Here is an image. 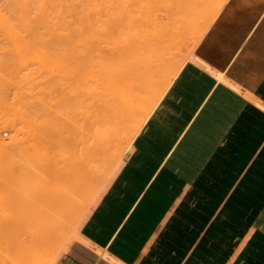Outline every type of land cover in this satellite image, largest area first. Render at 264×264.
I'll return each instance as SVG.
<instances>
[{"label": "bare ground", "instance_id": "bare-ground-1", "mask_svg": "<svg viewBox=\"0 0 264 264\" xmlns=\"http://www.w3.org/2000/svg\"><path fill=\"white\" fill-rule=\"evenodd\" d=\"M1 1L0 36L20 65L41 39L58 40L45 43L55 54L40 64L47 75L39 80L31 70L27 77L0 76V130L14 131L10 143L0 135V151L11 168L16 151L33 159L20 191L0 176L10 207L0 216V264H53L65 220L83 217L185 61L184 51L192 54L227 0H87L83 8L77 7L83 0H43L47 7H38L41 0ZM70 85L81 101L70 114L84 129L79 151L55 107Z\"/></svg>", "mask_w": 264, "mask_h": 264}, {"label": "crops", "instance_id": "crops-1", "mask_svg": "<svg viewBox=\"0 0 264 264\" xmlns=\"http://www.w3.org/2000/svg\"><path fill=\"white\" fill-rule=\"evenodd\" d=\"M231 3L181 65L63 252L79 241L96 264H264L260 0L217 37L212 58L200 55Z\"/></svg>", "mask_w": 264, "mask_h": 264}, {"label": "rangeland", "instance_id": "rangeland-1", "mask_svg": "<svg viewBox=\"0 0 264 264\" xmlns=\"http://www.w3.org/2000/svg\"><path fill=\"white\" fill-rule=\"evenodd\" d=\"M1 1V0H0ZM12 1H14V0H12ZM86 1L87 0H83L82 1V5H86ZM1 3H3V0L1 1ZM227 4V3H226ZM225 4V5H226ZM225 5L223 6V8H222V10H221V12H220V14H219V16L221 15V13H222V11H223V9H224V7H225ZM86 7V6H85ZM124 7V6H123ZM129 7V6H128ZM133 7V8H132ZM131 8L132 9H134V7L135 6H132ZM114 8V7H113ZM112 7H111V9H113ZM110 9V10H111ZM115 9H116V7H115ZM115 9H113V10H115ZM113 10H112V12H113ZM118 11V10H117ZM111 12V11H110ZM117 19V18H116ZM1 30V29H0ZM115 31L113 32V33H116V28L114 29ZM2 33V32H1ZM0 33V34H1ZM51 35V34H50ZM52 36V35H51ZM50 36V37H51ZM0 38H2L1 40H0V45H1V47L3 48L4 47V49H5V52L6 51H9V49H8V47L7 46H5V45H7V42H6V40H4V35L2 34V37L0 36ZM47 38V39H46ZM53 39L55 38V37H52ZM51 38V39H52ZM57 38V37H56ZM56 38L54 39V40H56ZM105 38V36L104 35H102L100 38H99V40H102V39H104ZM46 39V41H44ZM45 39H41V41H40V43L38 42V44H37V47L34 49V51L32 50V53L29 55V56H27V58L25 59V63H24V65L25 64H27L26 66H28V67H26L25 66V68L24 67H22V63H21V65L18 63V62H22V61H20L16 56H15V52H16V49H15V52L13 53V51H14V49L11 51L12 53H13V55L10 53V52H1L2 54H0V55H2L1 57H0V60H1V62H0V64L2 65H0V76L2 77V78H7L6 77V74H7V71H8V74H7V76L9 77V74L11 75H14L13 73H16L15 74V76H17V74H23L24 73V75H25V77H27L28 75H26V74H28V71H30L29 72V74H34V77H36V78H38L37 80H39L40 78H41V76L43 77V76H45V75H47V72L45 71V70H42V68H41V63H43L44 62V60L45 59H48L47 57L48 56H54V54H55V52H54V50H53V47H50L49 46V40H51V39H49V36H47V37H45ZM49 39V40H48ZM51 40V41H54V40ZM57 40H58V38H57ZM44 41V43H42ZM47 41H49L48 42V45H45V43L47 42ZM40 44V45H39ZM47 44V43H46ZM48 47L49 49V51L48 50H46V48L44 49V47ZM198 46V45H197ZM197 46H193V47H191V53L192 54H194V52H195V49L197 48ZM39 47V49H40V52H39V49H37ZM11 48V47H10ZM4 49H3V51H4ZM37 49V50H36ZM43 50L45 51H48L47 52V54H46V51L44 52V54H41V53H43ZM0 51H2L1 49H0ZM37 51V52H36ZM185 52V61L183 62V63H185L187 60H189L190 58H192V54L189 56V54H190V51L189 50H185L184 51ZM7 53H8V55H7ZM17 54V53H16ZM31 55H32V57H31ZM34 55V56H33ZM39 55H40V57H39ZM44 56L43 58L41 57V56ZM11 56L14 58V60H13V58H11ZM15 56V57H14ZM46 57V58H45ZM4 60H2V59ZM5 58V59H4ZM7 58V59H6ZM31 58V59H30ZM32 60V61H31ZM31 61V62H30ZM46 61V60H45ZM15 62V63H14ZM27 62H29V63H27ZM41 64V65H40ZM17 65H19V66H17ZM23 65V66H24ZM32 65V66H31ZM18 68H20V70L18 69ZM32 68V69H31ZM39 68V69H38ZM41 68V69H40ZM17 69L19 70V71H17ZM26 69H28V70H26ZM11 70H13V71H11ZM15 71V72H14ZM25 71H26V73H25ZM5 72V73H4ZM13 72V73H12ZM11 75V76H12ZM23 75V76H24ZM76 83H80V82H76ZM74 84V83H73ZM73 86L74 85H70L69 86V89H68V93H72L73 92ZM31 87H33V88H35L36 90L39 88V85H32ZM34 89V90H35ZM67 93V94H68ZM57 102H56V108H58L57 107ZM20 125V124H19ZM2 134V138H3V140H8V143H10L12 140H13V135H14V131L12 130V129H1L0 130V135ZM11 137H12V139H11ZM10 141V142H9ZM7 143V142H6ZM18 151H16L15 152V155H14V160H15V162H14V167L13 168H11L10 167V165H8V163H7V161H6V158L7 157H5V156H2L3 155V153L0 151V176H1V178H3L4 180H5V185L6 186H9V187H14V188H18L19 189V191H20V188H22L23 186L22 185H24V182H28V179H30V177H27V176H25V175H21V173L23 172V170H24V166H27V165H29L30 164V162L32 163L33 162V159H32V161L29 159V157H21L20 155H19V153H17ZM20 152V151H19ZM125 155V154H124ZM124 157V156H123ZM28 158V159H27ZM123 159V158H122ZM116 166V165H115ZM31 167H33V165H31ZM93 167H94V165H93ZM95 167H98V166H95ZM99 168V167H98ZM98 168H96V170L98 169ZM14 169V170H13ZM95 169V168H94ZM114 171V169L113 170H111V173H109V175H108V177H106V179H104L103 180V182L100 184V191H101V189L103 188V186L107 183V181H108V179L111 177V174H112V172ZM34 178H36V177H34ZM90 180V179H89ZM88 180V181H89ZM7 181H8V184H7ZM26 185V184H25ZM22 186V187H21ZM1 190V189H0ZM85 190V189H84ZM83 190V191H84ZM86 192V190L84 191V193ZM1 191H0V216H3L2 218H3V220H4V217L5 216H7V213L9 212V209H10V207H9V203L8 202H6L5 200L6 199H3L2 198V195H1ZM94 204V202L93 203H91L90 204V207H89V209L91 208V206ZM0 219H1V217H0ZM67 219V218H66ZM67 220H69V221H66L65 220V226H64V228H63V231L61 232V237H63L64 235H65V238H64V240L63 241H61L60 243H59V245H57V250H59L53 257H51L49 260H55V258L58 256V255H60L61 254V252L62 251H64V249H65V247H66V245H68L69 244V241L71 240V238L72 237H74V235H75V232H76V230H77V227L78 226H76L77 224H74V223H69V222H71L70 220L71 219H67ZM67 222H68V224H69V226H68V224H67ZM74 222V221H73ZM74 226H73V225ZM64 225V224H63ZM66 225H67V228L69 227V229H66ZM71 226H72V228H71ZM74 228H75V230H74ZM0 231H1V229H0ZM3 232V231H2ZM7 232V234H9L8 232L9 231H6ZM4 234H5V232H4ZM6 234V235H7ZM70 235V236H69ZM68 236H69V238H68ZM60 237V236H59Z\"/></svg>", "mask_w": 264, "mask_h": 264}, {"label": "snow or ice", "instance_id": "snow-or-ice-1", "mask_svg": "<svg viewBox=\"0 0 264 264\" xmlns=\"http://www.w3.org/2000/svg\"><path fill=\"white\" fill-rule=\"evenodd\" d=\"M85 6L87 5L77 4V7L80 8ZM254 6L255 0H232V3L225 8L216 30L207 35L205 43L201 48L200 55L205 58H212L215 55L217 37L230 31L235 26L236 21L247 15ZM38 7H47V5L41 0V4H39ZM92 7H94V5H92ZM260 9L264 11V0H260ZM76 26H80L79 22H77ZM78 35V33H74V38H78ZM262 36H264V33H262ZM262 67H264V65H262ZM237 70L240 72L245 71L241 69L239 65L237 66ZM261 82L264 83V71L261 72ZM249 87H251L250 84ZM80 106L81 101L76 98L74 93L61 94L57 105L59 115L64 118V122L71 130L69 145L77 151L80 150L82 141L85 139L84 129L81 127L80 122L70 118V114L74 109H79ZM66 113L69 115H66ZM85 234L88 235L87 231H85ZM94 256L95 253L86 245H82L79 241H75L68 246L67 252H61V258L58 264H96L93 258Z\"/></svg>", "mask_w": 264, "mask_h": 264}]
</instances>
